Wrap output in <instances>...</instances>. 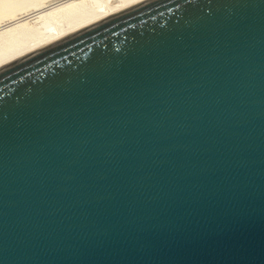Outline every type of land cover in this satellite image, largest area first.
<instances>
[{
	"label": "water",
	"instance_id": "95a60500",
	"mask_svg": "<svg viewBox=\"0 0 264 264\" xmlns=\"http://www.w3.org/2000/svg\"><path fill=\"white\" fill-rule=\"evenodd\" d=\"M0 264H264V0H138L1 64Z\"/></svg>",
	"mask_w": 264,
	"mask_h": 264
},
{
	"label": "bare ground",
	"instance_id": "6f19581e",
	"mask_svg": "<svg viewBox=\"0 0 264 264\" xmlns=\"http://www.w3.org/2000/svg\"><path fill=\"white\" fill-rule=\"evenodd\" d=\"M138 0H0V65Z\"/></svg>",
	"mask_w": 264,
	"mask_h": 264
}]
</instances>
